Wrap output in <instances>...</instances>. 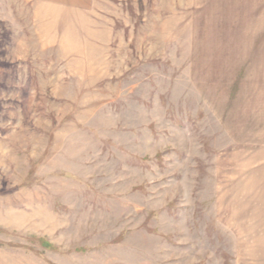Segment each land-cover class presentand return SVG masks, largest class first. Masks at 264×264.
<instances>
[{
	"label": "rangeland",
	"instance_id": "rangeland-1",
	"mask_svg": "<svg viewBox=\"0 0 264 264\" xmlns=\"http://www.w3.org/2000/svg\"><path fill=\"white\" fill-rule=\"evenodd\" d=\"M0 264H264V0H0Z\"/></svg>",
	"mask_w": 264,
	"mask_h": 264
}]
</instances>
